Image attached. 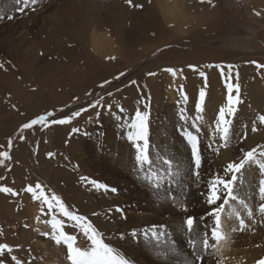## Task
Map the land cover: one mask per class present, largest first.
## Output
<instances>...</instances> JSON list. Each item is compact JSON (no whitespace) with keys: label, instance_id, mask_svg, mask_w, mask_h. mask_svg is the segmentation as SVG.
Here are the masks:
<instances>
[{"label":"rangeland","instance_id":"obj_1","mask_svg":"<svg viewBox=\"0 0 264 264\" xmlns=\"http://www.w3.org/2000/svg\"><path fill=\"white\" fill-rule=\"evenodd\" d=\"M164 1L179 3V17L185 21L186 33L179 31V24L173 19L170 21L162 15L161 0H133V5H143L142 8L130 6L126 0H77L75 13L80 20L78 16L76 18L79 28H84L78 30L83 37L80 41L72 37V33H65V28L58 30L55 26V22L65 18L61 10L68 5L67 0H37L34 11L30 6L23 12L15 0H0V63L4 65L0 69V145L6 146L9 138L14 141L10 152L12 159L0 165V186L11 187L18 193L17 196L0 193V229L3 230L0 243L12 246L13 254L26 264H36L37 260L70 262L66 259V249L52 239L44 241L52 246L50 251L46 246L43 249L35 245L37 231L33 227L32 214L36 213L46 221L53 213L31 198L25 191L28 185L39 183L49 194L58 195L71 211L86 216L103 234L105 242L119 251L121 238L130 232L118 228L115 223L129 216L137 219V216L117 212V208L121 209L118 201L146 193L161 200L163 211L168 215L172 210L175 212L180 199H184L187 213H180V219L186 221L189 216L206 210L204 204L198 205L189 198L197 194L205 199L207 181L217 174L229 178L224 173L229 163H238L243 154L253 148H264V125L258 120L264 113H257L254 119L245 109L249 119H244V106L249 107L244 103L247 102L248 84L254 85L258 75H264V68L256 67L257 63L264 65V1ZM15 10L18 19L14 17ZM24 24L32 25L33 32ZM98 34L111 40L113 57H103L93 50L91 42ZM15 39L20 40L19 44L23 42L25 47L20 51L18 62L7 54ZM73 56L82 58L74 62ZM214 65L225 70L229 65L233 69L241 65L238 74L243 102L237 106L235 117H230L231 138L226 148L218 136L213 141L214 129L208 130V126L215 128L219 108L226 103L227 90L223 101L217 100L213 105H207L206 98L203 113L196 111L199 92L193 95L195 90L192 91L196 81L201 82V89L205 88L204 77L200 75L202 71L207 76L205 91L208 95L211 87L208 79L214 72L221 75L219 68L208 67ZM246 67L245 75L242 69ZM166 68L176 70L177 74L173 76L164 70ZM191 79L194 83H190ZM222 85L226 89L225 83ZM259 86L264 96V79ZM171 92L177 94L176 102L171 100ZM184 95H187V101ZM97 102L102 107H93ZM167 108L171 109L170 117L173 115L176 119L170 125L167 124L170 119L166 122L164 118ZM138 110L149 113L148 140L153 160L159 163L158 158L164 157L182 163L181 175L171 186L165 184L158 192L139 173L135 147L128 140L129 125ZM182 110L187 123L184 119L182 123L178 120ZM76 111H80V116L74 117L69 124L43 128L37 125L22 134L24 140L19 139L20 127L39 115L54 112L55 118H65ZM206 112L209 121L197 119ZM193 122L195 126H192ZM254 125L259 129L256 132L252 131ZM196 126L200 128L199 133ZM74 128L79 131L73 132ZM166 128L170 134L168 142L163 140ZM186 131H192L200 139L203 164L199 182L185 171L188 168L185 161H189ZM214 148H219V152L213 151ZM49 153L54 155L50 157ZM237 176L234 191L253 210L254 217L249 219L246 208L238 201H230L225 206L222 215L226 216L230 253L225 264H257L264 260V218L258 211L264 203L259 197V184L264 176L255 165H246ZM84 177L116 191L97 190L82 179ZM158 207V204L149 206L145 212L154 213ZM209 212L207 210V214ZM237 214L248 225L243 231L238 230ZM63 219L65 231L76 234L79 246L86 247V238L71 226V221ZM234 228L237 231H232ZM161 231L164 236L171 233ZM188 239L187 233L168 240L166 245L173 255H177L178 246ZM160 240L165 242L162 236ZM155 243V240H141L139 250L146 251ZM0 259H4L5 264H14L10 257ZM129 260L131 264H154L149 256L138 252Z\"/></svg>","mask_w":264,"mask_h":264},{"label":"snow or ice","instance_id":"obj_2","mask_svg":"<svg viewBox=\"0 0 264 264\" xmlns=\"http://www.w3.org/2000/svg\"><path fill=\"white\" fill-rule=\"evenodd\" d=\"M16 4L21 5L20 11L23 12L30 6L32 10H35V5L37 0H15ZM130 6L143 7V5H133V0H126ZM204 0H201L203 3ZM210 3L211 0H208ZM259 15V13H257ZM255 63V62H253ZM194 67V66H190ZM217 67L220 69V74L225 77V88L227 90L226 103L219 108L218 116L215 119V128L213 132V141H216V137H219V141L222 142L223 146L226 148L230 142L232 120L229 117H235L237 112V106L243 101L240 97V85L238 82H230L232 77L233 66H227V70L220 65L208 66ZM257 68H264V65L256 64ZM4 68V65L0 63V69ZM165 71L171 72L175 76L176 70L171 68L164 69ZM123 75V73L121 74ZM149 75H155V73H149ZM200 75L204 77L205 88L207 87V76L204 72H200ZM239 74H236L235 79L238 81ZM135 84V81H133ZM202 88L199 92V103L196 104L197 113H203L205 110L206 102V91ZM184 100L187 101V95H184ZM93 107H102V105L97 102ZM147 107V106H146ZM110 108V106H109ZM121 111H124L121 109ZM80 111H76L72 116L65 118H55L54 112H47L43 115L24 123L19 129V139L24 140L25 137L22 135L26 130L34 129L35 126L47 127L50 125H65L72 122L74 117L80 116ZM119 119V117H117ZM181 119H184L187 123V118L182 115ZM197 119L203 121V116L198 115ZM149 113L147 111L141 112L136 111L135 119L130 123V131L128 133V140L135 147V162L139 173L157 192L165 185L171 186L173 180L181 175L182 163H175L170 158L159 157V163L153 160L150 155V145L148 140L149 128H148ZM259 123L264 125V115L258 117ZM195 126V122L193 125ZM259 129L254 125L252 128L253 132ZM79 129L74 128L73 132H78ZM200 128L196 126V132L199 133ZM184 136L189 146V163L187 172L190 175L195 176L196 182L201 180L200 169L203 164V156L200 148V139L197 134L192 131H186ZM14 141L9 138L7 145H0V165H4L6 161H10L12 156L10 154L13 148ZM211 147V145H209ZM213 151L219 152V148H214ZM53 153H49L51 157ZM246 165H255L259 170L260 174L264 176V148L258 149L253 148L243 154V158L239 162H232L227 165L224 169V173L229 178H222L219 174L215 175L212 179L206 182L207 191L204 193L206 196V203L210 206L215 205V209L209 212V215L213 218V225L210 233L205 231L200 239V247L197 248V241L195 239L197 235L196 229L198 228L197 219L195 217L189 216L184 222L187 233L189 234L188 245L191 248V253L194 255V259L191 261H184L183 264H204V255L212 252L215 253L217 257H222L223 248L222 242H225L228 238L223 231L222 226V214L225 211V206L229 204L230 201H238L247 210V215L249 219H253L254 213L251 208H249L246 202L236 194L234 188L238 179L237 174L241 173L245 169ZM87 183H90L97 190L103 189L104 191H116V189H109L107 185L99 183L95 180H88L84 177ZM25 191L31 194L33 200L39 201L41 205L47 207V210L53 215L50 220H46L45 223L50 226L51 231L42 233V235L49 236L56 245H62L66 251V259L70 261V264H131V261L121 254L115 247L110 246L105 242L103 234L93 225L92 222L84 215L76 214L69 209L68 206L62 201V199L55 193L49 194L43 185L37 183L34 186L28 185ZM0 193H4L8 196H17L18 193L11 187L0 186ZM259 197L261 201H264V179L260 180L259 184ZM220 202V203H218ZM181 209L187 211V208L181 204ZM117 212L122 213V209L117 208ZM262 218H264V203H261L258 209ZM61 217V218H58ZM72 222V227L78 229L79 233L83 235L88 241L86 247H81L77 241L76 234H69L65 231V219ZM239 220V229L243 231L248 227L245 220L237 214ZM232 231H237V229H232ZM3 234V230L0 229V235ZM160 235L155 227L152 229L150 240H155L157 244L160 243ZM132 236H137L136 232L132 233ZM145 236H148L147 231ZM211 250V251H209ZM14 249L7 243H0V258L10 257L14 264H26L25 261L19 259L13 254ZM0 264H5L4 259H0ZM257 264H264V260H260Z\"/></svg>","mask_w":264,"mask_h":264},{"label":"bare ground","instance_id":"obj_3","mask_svg":"<svg viewBox=\"0 0 264 264\" xmlns=\"http://www.w3.org/2000/svg\"><path fill=\"white\" fill-rule=\"evenodd\" d=\"M76 2H77V0H67L66 3L68 5L66 6V8L60 7V9L62 8L61 13H64L65 18L61 21L59 20L60 22H55V26H56V29H58V30L60 28H65L66 29L65 33H68V34L72 33L73 34L72 37L81 41L83 39V37H82V34H79L78 30L79 29L83 30L84 28L83 27L79 28L80 23H78V19L80 20V17L75 13ZM161 2H162V4L160 6H161V11L163 12L162 15L167 16L168 20H170V21H172V19H173V21H175V23L179 24V31L181 33H184V32L186 33L187 29H185L183 27V24H185V21L183 22V18L179 17L180 16V13H179L180 6L178 5L179 3H176V2L166 3L164 0H161ZM63 4H64V2H63ZM82 4H83V2H82ZM70 9H72V10H70ZM59 12H60V10H59ZM76 16H78V19L76 18ZM151 16H153V13L151 14ZM14 17H15V19L19 18V14H18V12H16V10L14 11ZM184 17H187V14H184ZM48 23H46V24H48ZM43 26H44V23H43ZM120 27H123V26H120ZM26 28L28 29V31H31V32H33V30H34V27H32V25L31 26L28 25V26H26ZM112 29H114V28H112ZM24 32H26V31H24ZM23 39L25 40V38H23ZM13 43H15L16 46H15V44H14V46H12ZM19 43H20L19 39L13 40V42H12L11 46L9 47L8 52H7L8 56L16 62L19 61L20 51L25 50V47L22 45L23 42L21 44H19ZM91 43H92L93 50L98 51V53H101L104 50H107V52H109V50L113 51L111 40L107 39V37H105L102 34L96 35L92 39ZM80 58H82V56L79 58L73 56V57H71V60H73L75 62V61H79ZM134 58H135V56L133 57V59ZM235 69L237 70L236 72H235ZM247 70H248L247 67L242 69V71L244 72L245 75H246L245 72ZM237 73H241V65H238L236 68L233 69V71H232L233 79L232 80L235 79ZM193 77H195L196 80H199V77H197L196 75H194ZM263 79H264V75L263 76L258 75L257 79L254 81L255 84L252 86H250L248 84V87H247L248 88L247 102H244V103L248 104L249 109L247 108V106H244V107H246V108H244V112H245V109H247L246 110L247 113L249 112L250 116L253 117L254 119L256 118L257 113H259V112L264 113V96H263L261 89H260V86H259L260 83H263ZM190 83H194L192 79L190 80ZM208 83L211 84V87L208 89V95L206 97L207 98V105H213L217 102V100H220V99H221V101H223V98L225 97L226 89H223L222 84L225 83V77L222 75H219L217 72H214V74H212V76H210V78L208 79ZM238 83L241 84V77H239ZM244 83H245V81H244ZM243 87H244V85H242V88ZM199 89H201V82L197 83V81H196L192 87V91L195 90V94H193V93L192 94L197 95V92H200ZM262 91H264V90L262 89ZM170 95H171V100H175V102H176L177 94L175 92H171ZM243 97L245 98L244 94H242V98ZM174 104L176 105L178 103H174ZM170 113H171V109H168V108L166 109V111L164 113V118H165L166 122L168 121V119H170V121L167 123L169 125L175 123V121H176V119L173 118V115H171V117H170ZM244 114H245L244 119L245 120L249 119L246 116L247 115L246 112ZM207 115L208 114L206 112L202 116H204L203 118H205V120L209 121L208 120L209 118ZM229 119H230V117H229ZM178 120L181 121V123L184 122V120L181 119L180 114L178 116ZM256 122H258V121H256ZM213 129H214V127L208 126V130H213ZM263 131H264V127H263ZM163 140L165 142H168L170 140V134L167 131V128H166V132H165V136H164ZM188 163H189V161L186 160L185 164L187 167H188ZM185 171H187V168L185 169ZM183 175H186V173ZM111 179L112 178L108 179L109 182ZM131 196L132 197H128L127 199H125L123 201H118V204L120 205L123 212L128 213V214H136V216H137V219L129 216L128 219H125L123 221H118L115 223V225L118 228H123V229H126L127 231L130 232L129 235H125L121 238L122 246L119 250L121 252V254L124 255L127 259H129L131 257H135L137 255V252H138L142 256H149L154 264H183L184 261H191L192 259H194V255L191 253V248L187 242L183 241L182 245L178 246V248H177L178 254L177 255H173L170 252V247H168L166 245L168 240H171L172 238H180L184 234H187L185 224H184L185 220L183 221L182 219H180L181 218L180 215L187 213V212L183 211L181 209V206H180L181 204L184 203L185 200L180 199L178 209L175 212H173V210H172L171 212H173V213L168 212L169 214L166 215V212L163 211V202L161 200H159L157 197L150 196L146 193L145 194L139 193V194L131 195ZM205 199L202 197H198L197 194H195L189 198V201L196 202L198 205L204 204L205 209H206L205 211H203L202 214L198 213V214L193 215V217H195L197 219V223H198V228L196 229L197 235L195 237V239L197 241V248L198 249L200 247L199 242H200L201 237L203 236V233L205 231L210 233L213 222H214L213 218L209 215V213L207 214V210H208V212L213 211L216 206L215 205H212V206L208 205L206 203ZM113 203L117 204L116 202H113ZM218 203H220V202H218ZM155 204H158V206H159L157 208V211H155L154 213L145 212V209L147 211V207L155 205ZM169 209H168V211H169ZM180 213H182V214H180ZM32 217H33L32 218L33 227L37 231L36 234H34L35 245L37 247H40L43 249L46 246L47 250L50 251L52 246H48V244H45L44 241L45 240H51V239L49 238V236L42 235V233L50 232L51 230H49L47 224L45 223V220L41 216L37 215L36 213H33ZM225 217H224V215H222L221 219H222L223 231L227 235L228 239L225 242H222V245H221L223 248L222 257H217L214 252H212L211 255H209L208 253H205L204 264H215L216 261H220L221 264H225L230 257L229 247H228L229 232L227 231V228H226ZM154 227L156 228V230L159 233H161L160 236L165 238V242L161 243V240H160L159 244L155 243L153 246L148 247L146 249V251H140L139 250V241L150 240L149 237H151V234H149V231H151L152 228H154ZM160 228L163 231L169 230V231H171V233L164 236V235H162V231ZM146 231L148 233V236H145ZM133 232H136L137 236L133 237L132 236ZM209 251H211V250H209ZM36 264H70V262L67 263V262H64L63 260H61V262H53V261L51 262L49 260H37ZM142 264H144V263H142Z\"/></svg>","mask_w":264,"mask_h":264},{"label":"crops","instance_id":"obj_4","mask_svg":"<svg viewBox=\"0 0 264 264\" xmlns=\"http://www.w3.org/2000/svg\"><path fill=\"white\" fill-rule=\"evenodd\" d=\"M100 54H103V57H113V51L112 50H109V52H107V50H104Z\"/></svg>","mask_w":264,"mask_h":264}]
</instances>
